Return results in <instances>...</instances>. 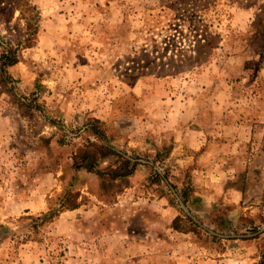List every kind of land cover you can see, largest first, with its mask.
I'll return each mask as SVG.
<instances>
[{
	"label": "rangeland",
	"instance_id": "1",
	"mask_svg": "<svg viewBox=\"0 0 264 264\" xmlns=\"http://www.w3.org/2000/svg\"><path fill=\"white\" fill-rule=\"evenodd\" d=\"M0 43L21 49L0 82V264H259L264 0H0ZM184 125L208 139L190 162ZM90 145L136 164L127 188L76 170ZM196 168L223 176L220 206L195 211ZM68 192L76 208L36 226Z\"/></svg>",
	"mask_w": 264,
	"mask_h": 264
},
{
	"label": "trees",
	"instance_id": "2",
	"mask_svg": "<svg viewBox=\"0 0 264 264\" xmlns=\"http://www.w3.org/2000/svg\"><path fill=\"white\" fill-rule=\"evenodd\" d=\"M21 1V0H20ZM21 9L20 6L17 7ZM35 7L29 5L28 10H34ZM22 10V9H21ZM26 25H27V37L25 40L26 47H32L35 42V37L39 31V26L36 20V17L30 15V17L26 18ZM207 41V40H206ZM0 48H2V52L0 53V82L1 83H10L12 77L8 73L9 68L15 66L20 62V50L19 46L12 47L8 45L4 47L0 43ZM91 146V145H90ZM95 146V145H94ZM93 148V145L91 146ZM100 155V156H99ZM99 156V157H98ZM108 156H114L116 158V164L107 167L106 169H99V159L106 158ZM77 171L85 170L89 173H95L98 178L100 185L103 188L109 189V187H113L116 189L127 188L130 183V177L134 174L136 169V164H131L130 160L125 158L124 154L117 152L113 149H110L104 145L95 146L92 151H85L79 157L76 158V163L74 164ZM166 178L168 175H165ZM157 180L162 181V177L157 175ZM116 183V184H115ZM122 191V190H121ZM192 187L190 181H188V185H186L182 191V197L185 202L188 201L189 195L192 193ZM74 198V195L70 192L64 195L61 201V205L59 209H52L51 212L43 214L42 216L36 218H30L32 221H39L37 225H44L45 223L54 220L58 215L61 213V209H75L76 203H68V200ZM186 216V215H184ZM188 221H187V220ZM185 220L188 224L195 228H199L191 219L188 217H176L173 221V227L176 230L180 231V226L178 225L179 222ZM232 224L230 223V228L232 229ZM259 264H264V253L261 255V260Z\"/></svg>",
	"mask_w": 264,
	"mask_h": 264
},
{
	"label": "crops",
	"instance_id": "3",
	"mask_svg": "<svg viewBox=\"0 0 264 264\" xmlns=\"http://www.w3.org/2000/svg\"><path fill=\"white\" fill-rule=\"evenodd\" d=\"M191 114L188 116L189 118H193L194 115ZM191 120V119H190ZM189 120V121H190ZM188 121V122H189ZM185 122V121H184ZM184 124H187V122H185ZM207 136L206 133L203 129H198V128H194L191 129L189 126L184 125L182 128H178L175 131V137H174V141L176 143V151L173 153V155L175 156V158L177 157V160L179 162H190V157L186 156L188 158V160H186V158L183 155V151H184V146H186V148H189V150L194 151L196 153L201 152V148H203L206 144H207ZM209 170H207L206 172L204 170H201V168H196L195 171V175H196V180H195V184H196V195L199 196L198 200L201 202V205L199 204L198 207L195 208L196 209H200L199 211H204V209L200 208V207H206L207 206H211L213 207V205H219L220 206V199H219V192L220 191H216L217 189V185L215 183H217V180H221V177L223 178L222 175L219 174V177L216 178L215 175H205L208 173ZM217 181V182H216ZM132 188L129 189L128 192H131ZM129 198V195H128ZM195 199H197V197H195ZM176 215L173 216V218H175Z\"/></svg>",
	"mask_w": 264,
	"mask_h": 264
},
{
	"label": "water",
	"instance_id": "4",
	"mask_svg": "<svg viewBox=\"0 0 264 264\" xmlns=\"http://www.w3.org/2000/svg\"><path fill=\"white\" fill-rule=\"evenodd\" d=\"M178 200H179V202H180L181 207L185 210V212L188 214V216L191 217V219H192L195 223H197L198 225L202 226V224L200 223V221H199L196 217H194V216L191 214L190 210L186 207V205L183 203V201H182L180 198H178ZM211 233H212V234H215V235L218 236V237H223V235H221V234H216V233H214V232H211Z\"/></svg>",
	"mask_w": 264,
	"mask_h": 264
}]
</instances>
